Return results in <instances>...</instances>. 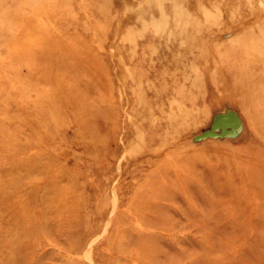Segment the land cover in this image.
Listing matches in <instances>:
<instances>
[{
  "label": "rangeland",
  "instance_id": "obj_1",
  "mask_svg": "<svg viewBox=\"0 0 264 264\" xmlns=\"http://www.w3.org/2000/svg\"><path fill=\"white\" fill-rule=\"evenodd\" d=\"M141 1L0 0V264H264V0Z\"/></svg>",
  "mask_w": 264,
  "mask_h": 264
},
{
  "label": "water",
  "instance_id": "obj_2",
  "mask_svg": "<svg viewBox=\"0 0 264 264\" xmlns=\"http://www.w3.org/2000/svg\"><path fill=\"white\" fill-rule=\"evenodd\" d=\"M228 128H231L229 131ZM214 130L205 132L203 135L199 136L197 140H202L207 137H232L235 136L241 129V121L231 115L223 114L218 115L214 121ZM220 130L221 133L217 134L216 131Z\"/></svg>",
  "mask_w": 264,
  "mask_h": 264
},
{
  "label": "bare ground",
  "instance_id": "obj_3",
  "mask_svg": "<svg viewBox=\"0 0 264 264\" xmlns=\"http://www.w3.org/2000/svg\"><path fill=\"white\" fill-rule=\"evenodd\" d=\"M141 1V0H140ZM144 1V0H143ZM142 2V1H141ZM145 3V2H144ZM147 3V2H146ZM229 109H231V108H227V110H229Z\"/></svg>",
  "mask_w": 264,
  "mask_h": 264
}]
</instances>
